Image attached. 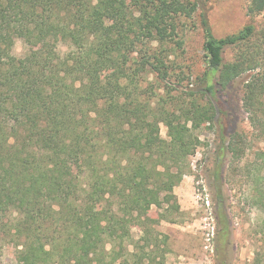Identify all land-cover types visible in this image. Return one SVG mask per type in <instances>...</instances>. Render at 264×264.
I'll list each match as a JSON object with an SVG mask.
<instances>
[{"label": "trees", "instance_id": "16d2710c", "mask_svg": "<svg viewBox=\"0 0 264 264\" xmlns=\"http://www.w3.org/2000/svg\"><path fill=\"white\" fill-rule=\"evenodd\" d=\"M247 1L248 14L264 10ZM197 9L196 0H0V254L11 245L17 264H165L157 226L180 209L173 189L201 126L225 113L218 92L251 72L243 106L264 127V22L216 37L199 13L205 68L195 90L175 87L169 56ZM16 39L26 46L18 56ZM221 133L214 203L225 242L222 158L239 150Z\"/></svg>", "mask_w": 264, "mask_h": 264}, {"label": "rangeland", "instance_id": "374dc122", "mask_svg": "<svg viewBox=\"0 0 264 264\" xmlns=\"http://www.w3.org/2000/svg\"><path fill=\"white\" fill-rule=\"evenodd\" d=\"M196 1L197 11L179 31L182 46L177 55L169 56L175 87L183 91L197 88L205 68L199 13L206 15L216 37L236 32L247 23L260 28L264 22V10L248 14L247 0ZM57 48L63 53L67 46L58 40ZM25 50L22 40L16 39L12 52L18 56ZM233 53L227 48L223 60L230 61ZM250 75L251 72L242 74L218 92L225 106L223 117L219 113L220 121L204 124L198 131L201 143L189 158V170L173 189L180 209L170 216L173 221L161 220L157 226L167 236L165 264H264V127L252 122L243 106L244 85ZM147 79L156 84L151 74ZM221 131L224 138L233 136L237 140L239 150L238 157L226 151L222 158L221 192L230 219V234L225 242L217 234L214 203ZM160 133L166 136L164 125H160ZM155 211L153 208L151 214L156 215ZM138 231L136 227L130 231L134 240ZM162 246L165 245L160 243ZM0 264H17L11 245L2 248Z\"/></svg>", "mask_w": 264, "mask_h": 264}]
</instances>
